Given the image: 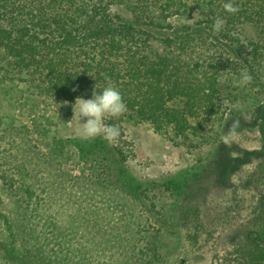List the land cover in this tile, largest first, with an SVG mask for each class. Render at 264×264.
I'll return each instance as SVG.
<instances>
[{
  "label": "trees",
  "instance_id": "1",
  "mask_svg": "<svg viewBox=\"0 0 264 264\" xmlns=\"http://www.w3.org/2000/svg\"><path fill=\"white\" fill-rule=\"evenodd\" d=\"M223 2L0 0V178L29 218L14 228L0 207L9 258H23L16 246L21 240L24 252L43 264H132V253L120 256L117 241L107 231L100 234L96 197L109 213L119 207L123 232L134 235L148 224L149 256L159 254L161 224L169 214L161 198H180L200 163L159 179L134 174L133 145L122 121L148 123L173 145L193 151L217 140L230 104L264 99V0H233L235 14L225 12ZM218 16L225 25L214 32ZM242 70L252 77L246 85L239 84ZM106 84L120 91L127 106L105 121L119 128L112 142L102 136L56 138L43 148L31 140L35 131L6 110L24 106L30 95L46 105L90 98L95 85ZM68 145L87 175L60 169ZM82 220L91 222L88 230ZM111 249L113 258L99 259ZM243 264H264V245Z\"/></svg>",
  "mask_w": 264,
  "mask_h": 264
},
{
  "label": "rangeland",
  "instance_id": "2",
  "mask_svg": "<svg viewBox=\"0 0 264 264\" xmlns=\"http://www.w3.org/2000/svg\"><path fill=\"white\" fill-rule=\"evenodd\" d=\"M2 96L0 92V98ZM74 101L60 100L46 105L40 97L30 95L24 106L20 104L19 108L6 110L15 117L19 115L21 121L35 131L32 142L45 148L43 144H51L56 138L85 139L78 134V125L72 119ZM249 105L230 104L217 140L193 151L173 145L148 123L130 118L122 121L125 137L133 145L135 156L129 159V167L134 174L159 179L198 162L200 167L198 176L191 177L180 198H161L164 201L160 203L169 214L161 224L164 226L162 247L156 256H149L146 246L149 245L145 239L148 233L144 229L148 224H141L140 231L134 235L123 232V227L118 225L119 207L109 213L104 201L98 197L92 201L101 212L100 218H94L100 220L97 224L100 234L107 231L106 237L117 241L114 245L120 256L132 253L135 257L132 264H243L245 259L256 257L264 245V99ZM65 149L67 154L60 169L73 175H87L89 170L79 160L76 149L71 145ZM0 207L14 228L28 223L23 202L5 188L1 178ZM58 210L60 212L61 208ZM61 213L65 218L66 212ZM210 213L216 218H211ZM79 222L87 230L92 225L88 220ZM94 236L98 237L95 233ZM8 240L7 232L0 225V264H43L32 252L28 255L24 252L26 245L21 240L16 241V246L17 254L23 258H9L2 246ZM121 242L127 245L118 246ZM111 253L112 249L105 250L99 259H111L114 256Z\"/></svg>",
  "mask_w": 264,
  "mask_h": 264
},
{
  "label": "clouds",
  "instance_id": "3",
  "mask_svg": "<svg viewBox=\"0 0 264 264\" xmlns=\"http://www.w3.org/2000/svg\"><path fill=\"white\" fill-rule=\"evenodd\" d=\"M222 7L225 12L235 14L239 11L233 0H224ZM225 25L224 17H217L214 20L212 30L219 32ZM252 77L247 70H242L239 84L246 85ZM127 106L120 91L111 84H106L102 89L94 86L90 98L77 96L72 105L73 117L78 125V134L82 138H94L102 136L104 140L112 142L116 140L120 131L114 125L105 121L108 118H116L126 112ZM83 121V122H81Z\"/></svg>",
  "mask_w": 264,
  "mask_h": 264
}]
</instances>
